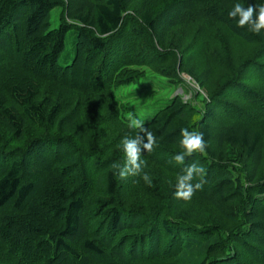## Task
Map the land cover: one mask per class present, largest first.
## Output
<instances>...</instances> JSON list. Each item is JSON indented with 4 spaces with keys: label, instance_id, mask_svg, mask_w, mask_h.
<instances>
[{
    "label": "trees",
    "instance_id": "trees-1",
    "mask_svg": "<svg viewBox=\"0 0 264 264\" xmlns=\"http://www.w3.org/2000/svg\"><path fill=\"white\" fill-rule=\"evenodd\" d=\"M155 1L0 0V124L9 135L20 141L28 124L52 129L58 134L76 132L78 119L84 117L79 113L83 105L73 109L72 114L64 112L68 104L54 102L52 84L66 88L72 84L73 91L81 94L79 104L89 95L105 109H114L119 124L128 127L127 117L132 109L126 108L118 95L139 81L149 79L140 72L141 65L133 64L148 62L147 66L150 59L134 61L132 54L125 52L122 32L126 29V19L131 23L136 21L147 37L161 45L165 34L182 22L218 21L228 26L232 35L263 47L256 57L242 64V68L253 67L258 73L257 82L264 87V30L260 35L254 34L249 25L238 26L239 17L228 16L237 2L246 8L264 4V0H172L158 12L151 13L147 5ZM137 2L140 3L138 14L126 15L127 8ZM56 8H60V26L51 29L48 18ZM42 21L45 24L41 25ZM130 26L132 29V24ZM69 32L73 37V59L69 64L66 59L63 64L61 57ZM155 51L153 46L151 52ZM156 53L152 55L155 60L163 57L159 51ZM229 68L231 74L225 73L220 79V91L224 94L240 90V72L231 65ZM57 73L63 77L59 78ZM45 83L50 84L49 95L39 99L40 88L46 86ZM240 95L237 99L243 101ZM255 100L260 105L254 103V113L259 107L264 109V95ZM163 104L158 109L147 107L142 118L132 111L156 138L152 151L157 160L150 162L162 170L173 172L171 169H176L181 173L190 164L202 166L203 175L192 181L202 183V188L190 200L199 197L200 202H207L233 218L236 226L227 229L217 223H193L189 211L183 208L190 200L177 199L176 187L170 194L167 187L157 194L151 186L152 193H148L155 204L146 206L148 212L122 210L118 190L130 185L125 195L122 194L130 199L129 191L137 184L120 182L110 162L98 160L102 158L99 143L89 145L92 167L97 165L98 168L94 171L86 161L87 168L81 169L85 170L81 185L74 181L79 173L67 164H60L74 154L71 150L62 151L57 140L52 160L39 173L32 174L25 168L24 155L32 145L37 147L42 142L33 144L38 138L32 139L26 150L15 152L4 141L0 143V264H125L128 260L134 263L142 261L141 257L147 253V257L158 259L162 240L167 241L164 254L172 259L190 248V251L203 248L206 256L201 264H222L223 261L235 264L236 260L241 263L237 253L232 257L234 250L246 256L248 262L259 264L261 259L256 256L264 257V179L260 178L256 186H247L246 177L236 167V158L242 150L251 161L249 180L253 181L263 156L262 130L249 127L248 112L235 114L231 124L222 127L212 122L218 112L212 103H207L196 124L185 118L188 107L180 97ZM260 119L264 121V115ZM182 128L203 133L206 143L204 154L196 152L185 156L183 164L173 159L184 153L179 144ZM129 131L134 137L143 135L138 129L129 128ZM63 143H67V147L72 145L68 141ZM32 158L33 155H29L26 159ZM95 172L100 174L95 176ZM44 175L49 184L45 188L42 187ZM95 183L100 192L105 189L106 196H100L102 198L88 209L86 198L90 197V191L82 192V187L90 188L88 185ZM146 184L148 187V182ZM158 198L165 202L164 207L156 205ZM151 215L156 223L148 235L147 230L142 231L146 228L144 221L150 220ZM120 236L123 238L117 243ZM245 263L244 260L241 264Z\"/></svg>",
    "mask_w": 264,
    "mask_h": 264
},
{
    "label": "rangeland",
    "instance_id": "rangeland-1",
    "mask_svg": "<svg viewBox=\"0 0 264 264\" xmlns=\"http://www.w3.org/2000/svg\"><path fill=\"white\" fill-rule=\"evenodd\" d=\"M171 1L172 0H157L147 5V10L151 13L158 12ZM139 5L140 3L137 2L131 7H128L126 15L134 17L135 14H138L136 11ZM59 14L60 8H56L51 12V16L48 18L51 29L59 28ZM126 21V29L122 32L125 52L131 53L134 61L137 59L144 60V57H146V61L150 59L147 66L146 64L148 62L133 64L141 65L140 72L144 73L145 77H149V79L146 81H139L137 84L128 87L122 94L118 95L121 103H126V108L132 109L129 113L134 111L133 113H137L138 117L142 118L147 107L152 106V108L158 109L164 105V102L168 104L174 97H180L188 107V112H186L184 116L192 124L193 122L196 124L198 123L197 120H201V112L207 106V103H212V106H215L218 111L212 120L216 126L224 127L229 125L231 121L235 119V114H244L248 112L250 116L249 127L261 129L264 135V121L260 119L264 115V109L259 107L255 113L253 111L255 107L254 103L260 105L255 99L259 98L260 95H264V87L257 82L258 73L255 72L253 67L242 68V64L256 57L263 47H258L248 41L246 42L242 36L236 37L232 35V30H229L227 28L228 26L224 24H219L218 21L210 23L196 19L182 22L179 26L165 34L163 45L157 43L153 38L147 37L146 31L140 28V24L138 26L136 21H133V23H131L129 19H126ZM42 24L45 23L42 21L41 25ZM131 24L132 29L130 28ZM153 46L156 48L154 54L151 52ZM157 51H159V54L163 57L155 60L154 56H156ZM261 53H263V51ZM61 59L63 64L66 63V59H68L67 64L71 63L73 59V37L71 32H69L67 36L65 52ZM5 62L6 64L9 63L8 60H5ZM1 64L4 63L1 62ZM230 65L240 72V76H238L241 80L239 83L240 90L236 92L234 89V91H229L224 94L220 91V79L225 73L228 74L230 72ZM57 76L60 78V76L63 77V74L57 73ZM46 84L47 83H45V85ZM79 84L84 86L80 80ZM71 85L72 84H69L68 88L70 89H68L64 86L52 84L51 88H54V94H51V96L54 102L61 104L67 102L68 106L65 105L63 111L69 114L73 113V109L83 105L79 108V113L84 114V117L80 120L78 119L74 129L76 132L61 134L54 132V134V130L52 129L31 127L28 124L23 139L16 141L15 137L9 135V131L0 124V143L7 141V145H9V147L12 146V150L18 152L19 149L26 150L28 148V141L38 138L35 139L33 144L42 142L40 146L38 145L36 147L32 145V148H29L24 155L26 163L25 168L32 174L39 173L41 169L50 162L49 160H52L51 158L56 151L57 146L55 142L57 140V142H60L59 148L62 147V151L71 150L70 152L74 154L72 158H65L60 164H67L68 167H71L72 171H77L76 173L79 174L74 177V181L76 180V182H80L82 185L84 182L85 170L81 169L85 168L86 161L87 164L89 162V167L94 169V171L98 168L97 165L95 168L92 167L93 161L91 160V148H89V145L93 142L96 144L99 143L102 158L98 160H108L110 162L109 164H111L110 168L117 173V169H114L112 165L118 164L117 162H119L118 165L123 167V164L121 165V160L124 163L126 160L121 141L125 137H135L131 134L128 127L119 124L114 109H105L97 100L90 99L89 95L83 99V104H79L81 94L75 93L77 91H73ZM48 87H50V84L40 88V93L38 94L39 99H42L45 95H49ZM239 94H241L240 96L243 101L237 99ZM214 96L218 97L213 100L212 97ZM246 96H248V98H246ZM244 119L246 118L244 117ZM124 120L126 121V119ZM67 141L72 144L70 145L71 149L67 147V143H63ZM29 155H33L34 158L26 159ZM155 156L156 154L153 151L142 152L140 159L145 161V165L142 167L141 174L136 177L138 180H135V176H129L126 179H121L118 176L120 182L129 183L135 181L134 183L137 184L129 191L127 197L130 199L122 197V194L125 195L130 185H124L123 188L118 190L121 196L118 198V202L122 205V210H138L141 213L148 212L146 211V206L155 204V202H152L148 193V191L151 192V186L157 194L160 192L161 188L165 187L168 189L167 194H170L171 190L176 187L177 177L183 173L176 171V169H171L173 172L170 170H162L155 165L156 163L150 162V160H157L154 159ZM54 158L57 159L56 157ZM236 160V167L241 170L243 176L246 177L245 184L247 186H256L260 183V178L264 179V141L261 165L256 171V177L253 181L249 180L252 168L251 161L245 157L242 150L239 152ZM144 173H147L151 180V183H148V187H146L147 184L142 178ZM99 174V172L94 173L95 176ZM46 178L47 176L44 175L42 183L43 188L46 187V184L49 185ZM88 186L90 188L83 186L82 192L88 191L89 193L90 191V197L86 198V203H88L87 208L90 209L93 206V202L98 200V198H102L100 196H106V191L102 189L103 191L101 190L100 192L96 187V183L89 184ZM157 202L156 205H158V207H164V201L161 202V199L158 198ZM183 208L189 211L193 223L199 222L205 225L217 223L227 229L236 226V222L233 218L207 202H200L199 197L190 200ZM149 219L150 220L147 219L144 221L146 222V228L142 231L143 233L147 230L148 232H146V234L148 235L153 231V226L156 223L153 215H151ZM122 238L123 236L118 237L116 239L118 240L117 243L121 241ZM166 243V240H162L158 259L154 257L151 258V256L147 257V253L141 257L143 259L142 261L130 263L131 261L128 260L125 264H201L206 256L204 253L206 250L203 248H198L194 251H190V248L174 256L176 258L172 259L164 254L167 248ZM234 251L233 258L237 253L238 257L242 259L241 263H244L245 260V264H252V262H248L249 260L245 258L246 256H241V253L237 250ZM256 258L261 259V261L258 262L259 264H264V257L259 258V256H256ZM241 263H237L236 260L235 264ZM222 264H228V262L223 261Z\"/></svg>",
    "mask_w": 264,
    "mask_h": 264
},
{
    "label": "clouds",
    "instance_id": "clouds-1",
    "mask_svg": "<svg viewBox=\"0 0 264 264\" xmlns=\"http://www.w3.org/2000/svg\"><path fill=\"white\" fill-rule=\"evenodd\" d=\"M255 15V19H253ZM229 18L239 17L237 24L243 28L246 25L250 26V30L257 35H260L264 30V4H258L255 7L249 5L244 7L240 3H235L232 10L228 13ZM128 127L138 129L139 133L135 138L125 137L121 143L126 155V160L121 167L118 164H113L112 167L117 169V174L121 179H126L129 176H138L142 172V166L145 161L140 159L142 152H151L156 144L155 136L147 130L144 122L137 119L133 113H129L127 117ZM182 139L179 141L180 146L184 149V153L177 154L173 159L177 163L183 164L185 156H191L193 153H205L206 143L203 138V133L192 131L187 128H182L180 132ZM204 168L196 163L185 167L184 173L177 177L175 197L185 201L190 200L197 190L202 188V183L193 184L192 181L196 176H202ZM143 180L151 183L147 173L142 176Z\"/></svg>",
    "mask_w": 264,
    "mask_h": 264
}]
</instances>
